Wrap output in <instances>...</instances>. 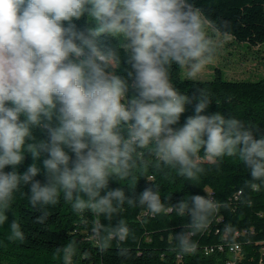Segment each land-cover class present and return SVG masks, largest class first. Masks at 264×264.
I'll return each mask as SVG.
<instances>
[{
	"label": "clouds",
	"instance_id": "9594fccd",
	"mask_svg": "<svg viewBox=\"0 0 264 264\" xmlns=\"http://www.w3.org/2000/svg\"><path fill=\"white\" fill-rule=\"evenodd\" d=\"M221 23L224 30L192 0H0V224L18 193L41 208V224L61 197L74 213L108 221L127 204L153 217H187L174 250L194 254L193 237L226 201L195 194L171 204L158 187L129 196L110 182L137 185V175L161 166L194 181L204 172L203 152L212 163L242 162L250 174L245 188L264 184V135L256 138L235 116L209 112L206 89L185 94L172 82L174 65L196 80L214 61L221 38L231 34L229 22ZM26 153L34 162L19 172ZM41 158L43 173L35 163ZM9 229V241H25L20 223ZM131 235L123 218L107 226L97 219L91 229L101 252L115 242L125 258ZM55 255L73 264L75 243Z\"/></svg>",
	"mask_w": 264,
	"mask_h": 264
},
{
	"label": "trees",
	"instance_id": "16d2710c",
	"mask_svg": "<svg viewBox=\"0 0 264 264\" xmlns=\"http://www.w3.org/2000/svg\"><path fill=\"white\" fill-rule=\"evenodd\" d=\"M192 2L221 30H224L221 22L228 21L227 31L235 42L248 49L264 47V0ZM182 72L183 69L174 65L171 73L173 84L182 93L206 89L213 101L209 112L220 111L225 116H235L254 128L256 138L264 135V76L256 80L228 79L216 69L210 79L189 80L182 77ZM190 114L192 109L189 106L184 115ZM183 120L184 116L181 123ZM35 134L40 137L38 131ZM200 156L204 172L194 181L176 175L174 169L161 166L149 167L144 177L137 175V185L129 181L110 182L111 188L123 187L129 196H138L146 187L154 190L158 187L162 201L171 204L195 194H210L219 201H226L229 207L222 208L211 226L193 237L198 242L194 254L174 250L177 242L173 236L183 230L187 217L181 218L175 213L153 217L139 206L125 204L122 213L108 221L92 213H74L70 203L61 197L57 206L47 207L48 219L41 224L36 222L41 208H33L27 196L18 193L12 208L6 213L8 220L0 224V264H62V259L55 255L56 249L70 242L76 245L73 264H264V184L258 191L245 188L250 179L249 170L236 158L223 157L212 163L204 158L203 152ZM42 158L35 163L43 173ZM33 162L31 155L26 153V159L17 171L23 172ZM152 162L149 158V163ZM37 179L43 181V175ZM22 191L27 193V187ZM121 218L132 230L125 245L129 249L127 258L118 255L115 242L110 249L101 252L91 236L93 222L97 219L107 226L115 225ZM13 220L21 224L24 242L7 239ZM226 225L232 228L229 234L224 231ZM231 243L241 246V255L236 260H232L228 252L205 253L207 248Z\"/></svg>",
	"mask_w": 264,
	"mask_h": 264
},
{
	"label": "rangeland",
	"instance_id": "374dc122",
	"mask_svg": "<svg viewBox=\"0 0 264 264\" xmlns=\"http://www.w3.org/2000/svg\"><path fill=\"white\" fill-rule=\"evenodd\" d=\"M216 69L221 70L228 79L256 80L264 76V47L248 49L230 36L222 37L214 61L205 67L196 80L212 78ZM182 77H186V69H183Z\"/></svg>",
	"mask_w": 264,
	"mask_h": 264
},
{
	"label": "built area",
	"instance_id": "2783aa9c",
	"mask_svg": "<svg viewBox=\"0 0 264 264\" xmlns=\"http://www.w3.org/2000/svg\"><path fill=\"white\" fill-rule=\"evenodd\" d=\"M224 252H228L231 255L232 260H236L241 255V246L238 243H231L228 245L220 244L205 250L206 255Z\"/></svg>",
	"mask_w": 264,
	"mask_h": 264
}]
</instances>
